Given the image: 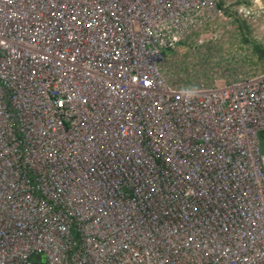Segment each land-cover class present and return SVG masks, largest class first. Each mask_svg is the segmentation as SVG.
Wrapping results in <instances>:
<instances>
[{
	"label": "built area",
	"instance_id": "2783aa9c",
	"mask_svg": "<svg viewBox=\"0 0 264 264\" xmlns=\"http://www.w3.org/2000/svg\"><path fill=\"white\" fill-rule=\"evenodd\" d=\"M221 1L0 0V264H264V71L162 70Z\"/></svg>",
	"mask_w": 264,
	"mask_h": 264
},
{
	"label": "rangeland",
	"instance_id": "374dc122",
	"mask_svg": "<svg viewBox=\"0 0 264 264\" xmlns=\"http://www.w3.org/2000/svg\"><path fill=\"white\" fill-rule=\"evenodd\" d=\"M221 3L223 17L191 32L177 50L164 51L169 84L213 87L264 71V0Z\"/></svg>",
	"mask_w": 264,
	"mask_h": 264
},
{
	"label": "trees",
	"instance_id": "16d2710c",
	"mask_svg": "<svg viewBox=\"0 0 264 264\" xmlns=\"http://www.w3.org/2000/svg\"><path fill=\"white\" fill-rule=\"evenodd\" d=\"M261 141H262V143L264 144V136L262 135V137H261Z\"/></svg>",
	"mask_w": 264,
	"mask_h": 264
},
{
	"label": "bare ground",
	"instance_id": "6f19581e",
	"mask_svg": "<svg viewBox=\"0 0 264 264\" xmlns=\"http://www.w3.org/2000/svg\"><path fill=\"white\" fill-rule=\"evenodd\" d=\"M162 65H163V63H162ZM163 70V69H162ZM167 83H168V81H166ZM169 84V83H168ZM171 85V84H170ZM173 86V85H172ZM120 155V154H119Z\"/></svg>",
	"mask_w": 264,
	"mask_h": 264
},
{
	"label": "crops",
	"instance_id": "0c3cea01",
	"mask_svg": "<svg viewBox=\"0 0 264 264\" xmlns=\"http://www.w3.org/2000/svg\"><path fill=\"white\" fill-rule=\"evenodd\" d=\"M264 136V134H262ZM262 137V136H261Z\"/></svg>",
	"mask_w": 264,
	"mask_h": 264
},
{
	"label": "clouds",
	"instance_id": "9594fccd",
	"mask_svg": "<svg viewBox=\"0 0 264 264\" xmlns=\"http://www.w3.org/2000/svg\"><path fill=\"white\" fill-rule=\"evenodd\" d=\"M227 84V83H226Z\"/></svg>",
	"mask_w": 264,
	"mask_h": 264
}]
</instances>
